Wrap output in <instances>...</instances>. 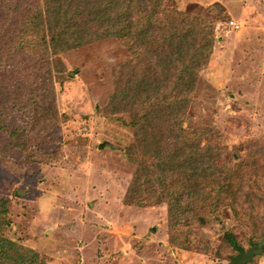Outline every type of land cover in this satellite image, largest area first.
<instances>
[{
    "label": "rangeland",
    "instance_id": "1",
    "mask_svg": "<svg viewBox=\"0 0 264 264\" xmlns=\"http://www.w3.org/2000/svg\"><path fill=\"white\" fill-rule=\"evenodd\" d=\"M165 2L214 19L212 52L182 126L210 133L209 144L222 161L215 191L242 161L251 166L243 169L262 178L264 0ZM59 57L65 74L54 83L56 118L50 127L23 149L19 136L0 134L4 237L34 249L45 264H229L239 250L223 240L227 229L238 248L252 246L251 230L226 206H220L219 219L179 227L180 243L174 245L166 202L128 203L135 164L126 150L136 143L128 125L131 106L108 105L133 55L118 39L104 37ZM246 264H264L263 245Z\"/></svg>",
    "mask_w": 264,
    "mask_h": 264
},
{
    "label": "trees",
    "instance_id": "2",
    "mask_svg": "<svg viewBox=\"0 0 264 264\" xmlns=\"http://www.w3.org/2000/svg\"><path fill=\"white\" fill-rule=\"evenodd\" d=\"M104 37L118 39L133 55L129 76L118 77L108 105L132 111L128 125L136 143L126 154L135 170L126 201L166 202L174 245L179 227L219 219L220 206L251 230L249 242H262L264 176L247 172L251 166L242 161L215 191L222 161L210 133L182 126L212 52L211 17L165 0H0V134L19 136L21 149L38 141L56 118L54 83L65 74L59 54ZM6 203L0 198V264H45L34 249L3 236ZM223 240L241 249L230 229Z\"/></svg>",
    "mask_w": 264,
    "mask_h": 264
},
{
    "label": "water",
    "instance_id": "3",
    "mask_svg": "<svg viewBox=\"0 0 264 264\" xmlns=\"http://www.w3.org/2000/svg\"><path fill=\"white\" fill-rule=\"evenodd\" d=\"M264 243V240L259 243H254L250 248H248L246 251L240 249L238 253L233 257L232 261L229 264H246L252 258L254 255L258 254L261 251L262 244Z\"/></svg>",
    "mask_w": 264,
    "mask_h": 264
},
{
    "label": "built area",
    "instance_id": "4",
    "mask_svg": "<svg viewBox=\"0 0 264 264\" xmlns=\"http://www.w3.org/2000/svg\"><path fill=\"white\" fill-rule=\"evenodd\" d=\"M230 25L233 26V27H238V24L235 23L234 21H230Z\"/></svg>",
    "mask_w": 264,
    "mask_h": 264
}]
</instances>
